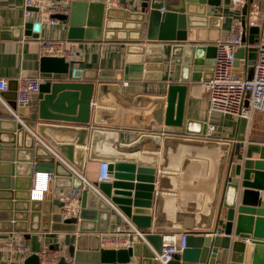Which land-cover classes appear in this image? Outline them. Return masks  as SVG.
<instances>
[{
  "label": "water",
  "instance_id": "95a60500",
  "mask_svg": "<svg viewBox=\"0 0 264 264\" xmlns=\"http://www.w3.org/2000/svg\"><path fill=\"white\" fill-rule=\"evenodd\" d=\"M253 1L263 23L248 28L244 41L250 46L264 36V0H246L245 10ZM132 2L139 11L130 10L128 0H119L121 8L71 0L70 15L56 18L70 41L124 45L122 79L147 80L155 73L153 81L165 86L162 95L131 96L115 76L87 77L64 58L42 57L40 73L54 77L40 85L35 104L17 108L16 81L0 94L39 139L14 119L6 131L0 129V223H12L17 232L50 229L99 238L107 227L94 228V216L105 215L109 222L115 208L157 252L160 232L187 233L185 249L168 264H264V145L247 141L244 118L231 142L215 140V134L205 139L203 124L193 130L194 123L184 120L187 91L204 90L202 83L212 78L221 40L220 20L203 9L212 0ZM40 28L28 22L24 35L38 38ZM255 57L253 47L238 49L233 74L241 76L239 60ZM123 128L138 136L120 141ZM160 128L184 131L164 136ZM101 163H107L109 181L97 183ZM74 172L93 189L82 188ZM38 173H52L57 190H80L77 219L61 222L52 211L53 205L62 208L59 200L42 207L31 200L38 197ZM39 221L45 226L34 227ZM128 240L127 249H101V260L124 264L142 257L159 264L137 236Z\"/></svg>",
  "mask_w": 264,
  "mask_h": 264
},
{
  "label": "crops",
  "instance_id": "0c3cea01",
  "mask_svg": "<svg viewBox=\"0 0 264 264\" xmlns=\"http://www.w3.org/2000/svg\"><path fill=\"white\" fill-rule=\"evenodd\" d=\"M93 1L104 2L105 0ZM128 1L134 4L129 7L130 10L139 11L137 2ZM212 2V5L207 4L203 9H205L206 13H210L213 17L220 20L221 40H223L230 31L232 20L234 18H243L248 9L245 10L244 6L236 10L232 9L231 0H212ZM252 3H256V1ZM121 7V5H118L115 8ZM70 10L71 7H69L68 16L70 15ZM23 11L22 0H0V79L6 80L9 87H13L14 81L19 77L34 78L40 75L44 78L51 77L52 75L40 73V60L44 57L41 54V42L70 41L67 39V27L60 20L54 26L40 24L41 28L38 38L25 36L24 24L28 22L39 23V20L35 12L25 18ZM208 30L214 29L208 28ZM72 42L75 45L74 52L64 58L66 62L71 63L70 68L81 71L87 77H94L97 74H103L107 78L115 76L117 80L122 81L123 86L126 87V91L131 96L139 94L162 95L165 86L162 83L153 81L156 78L155 73L147 74V80L138 81L135 79L136 76L127 80L122 79V72L125 67L124 45L104 40ZM202 84L204 86V83ZM35 102L36 95L32 98V105ZM184 120L194 123L192 126L193 130H197L196 124L198 123L203 124L206 129L209 125L215 126V140L231 142L236 137L238 120L230 115L210 112L208 94L200 87L193 90L188 89L187 91ZM11 121H13V118L0 105V129L6 131V129L11 127ZM160 129L162 132L168 130L167 128ZM172 131V135L165 134L164 136L183 134L184 129H172ZM119 134L120 141L130 140L138 136L137 131L126 128L121 129ZM246 138L248 142L264 145V112H254L252 114L249 126H247ZM46 186V192L43 193L41 199L31 197V200L34 202L38 201L41 207L49 202L58 200L59 190L54 188V181L47 183ZM60 210L56 205L52 206L54 213L61 215ZM95 213L97 214V212ZM94 217L95 219L92 221L94 228H102L104 225L105 228L107 227V232L99 234V238H97V233H63L54 232L50 229L17 232L14 230L12 223H0L1 242L15 240L25 246L31 253L30 256L22 257L15 252H0V264H40L36 254L40 253L44 247H48L51 250L66 249L73 259V264H123L105 263L101 260L100 238L106 234L126 230L125 219L115 209L111 212L109 222L105 215H95ZM68 221L63 220L61 217L62 223ZM35 226L40 228L45 225L44 222L39 221L35 223ZM170 232L184 231L170 230L160 233ZM31 256H36L37 259L27 261ZM124 264L150 263L144 262L142 257H132L128 263ZM180 264L188 263L180 262Z\"/></svg>",
  "mask_w": 264,
  "mask_h": 264
},
{
  "label": "built area",
  "instance_id": "2783aa9c",
  "mask_svg": "<svg viewBox=\"0 0 264 264\" xmlns=\"http://www.w3.org/2000/svg\"><path fill=\"white\" fill-rule=\"evenodd\" d=\"M22 2L25 18H28L35 12L41 25L54 26L59 22V19L56 17H66L69 14V0H22ZM245 3L246 0H231V7L236 10L243 7ZM104 4L107 8H115L120 5L119 0H105ZM132 5L134 4H131L129 7ZM262 23L263 14L255 3L250 5L243 18H234L232 20L231 28L226 38L215 44L217 53L214 58L212 78L204 83V90L208 94L210 112L230 115L236 120L244 118L247 120V126H249L254 112H264V36H261L252 46L245 42L244 38L247 35L249 27L261 28ZM251 47L256 49V57L252 61L251 77L248 78L247 76L248 63L244 59L239 60L238 69L241 76L234 75L235 53L240 48L247 51ZM74 48L75 45L72 41L41 42V54L44 57L66 58L74 52ZM16 82V106L17 108L24 109L32 106V98L37 95L40 85L45 82V78L42 75L34 78L19 77ZM7 90V81L0 79V94L7 92ZM247 94L248 98L246 97ZM246 102L247 107H245ZM0 105L14 120L39 141L28 129L24 120L10 108L1 95ZM215 130V126L209 125L204 138H211ZM161 133L163 135H172L173 131L172 129H168L167 131H161ZM74 174L82 181V188L87 186L93 189L85 177L75 172ZM96 179L98 183L109 181L107 163L100 164ZM53 180L54 175L52 173H38L36 175V182L41 185H38V197L34 198L41 199L43 193L46 192L47 183ZM58 200L63 205L60 210L63 220L78 218L80 212V190H59ZM125 225L126 230H122V232L103 235L100 238V247L115 251L127 249L130 246L129 236L135 235L139 241L146 244L152 250L153 259L159 262V264H168L174 256L181 254L185 249L186 232L162 234L160 251L157 252L145 240L142 231L136 229L127 220H125ZM0 252H15L22 257L31 255L25 246L15 240L0 241ZM36 256L39 258L40 264H58L61 259L65 264H73V259L66 249L51 250L48 247H44Z\"/></svg>",
  "mask_w": 264,
  "mask_h": 264
},
{
  "label": "rangeland",
  "instance_id": "374dc122",
  "mask_svg": "<svg viewBox=\"0 0 264 264\" xmlns=\"http://www.w3.org/2000/svg\"><path fill=\"white\" fill-rule=\"evenodd\" d=\"M252 64H253V62H248V65H247V68H248L247 76H248V78H250L252 75Z\"/></svg>",
  "mask_w": 264,
  "mask_h": 264
}]
</instances>
